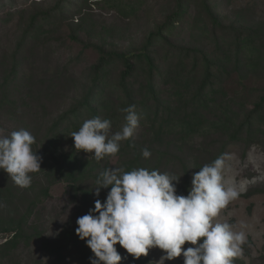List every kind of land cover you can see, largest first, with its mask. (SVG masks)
Wrapping results in <instances>:
<instances>
[{"label":"rangeland","instance_id":"1","mask_svg":"<svg viewBox=\"0 0 264 264\" xmlns=\"http://www.w3.org/2000/svg\"><path fill=\"white\" fill-rule=\"evenodd\" d=\"M60 1L0 0V134L29 131L35 139L32 149L42 157L41 170L29 173L31 184L26 188L0 170V246L20 234L10 248H0V264H91L94 253L76 234V220L94 208L97 199H106L110 189H102L99 197L92 192L101 172L110 168L158 170L180 179L177 194L186 196L193 174L221 157L222 182L226 188H235L238 196L219 210L213 223L227 222L246 233L247 240L233 264H264L263 134L224 147L226 134L212 126L217 112L221 113L213 103L203 112L202 131L190 136H184L177 115L163 124L164 120L153 123L139 117L130 147L124 151L122 141L117 154L100 161L75 149L70 135L82 126L79 122L66 121L61 132L51 131L83 99L101 50L142 51L148 35L176 11V0H124L119 7L113 0H70L58 11ZM207 3L219 24L209 21L201 5L189 2L187 16L176 21L167 36L171 49H192L201 60L199 78L202 56L210 58L215 65L212 80L222 87L216 97L220 109L230 103L227 111L238 122L264 92V0ZM32 16H39L41 22L23 39ZM237 37L243 59L240 65L233 51ZM165 50L161 48L158 58L162 59ZM251 57L256 60L252 62ZM120 67L110 69V83L118 80ZM135 75L138 86L145 77L140 71ZM160 77L158 73L160 99L164 106L175 108L179 96L174 79L161 82ZM112 108L101 107L98 117L110 120L115 133L124 123L109 117L118 113ZM81 118L84 122L93 117L84 112ZM144 149L151 152L149 158L143 157ZM116 248L121 264H153L163 255L153 248L147 257L135 259L121 245ZM165 264H184V258Z\"/></svg>","mask_w":264,"mask_h":264},{"label":"clouds","instance_id":"2","mask_svg":"<svg viewBox=\"0 0 264 264\" xmlns=\"http://www.w3.org/2000/svg\"><path fill=\"white\" fill-rule=\"evenodd\" d=\"M122 111L126 123L115 133L108 119L85 120L70 135L75 149L94 155L97 161L117 154L120 142L132 137L139 124L135 105ZM34 142L24 129L0 134V170L17 186L29 187V173L41 170L42 157L33 151ZM142 155L149 158L151 152L144 149ZM222 168V157L200 168L186 196L177 194L180 179L158 170L110 168L101 172L92 192L99 197L102 189H110L106 199H97L94 208L76 220V234L94 253L91 264H121L117 244L135 259L147 257L150 249L162 250L153 264L181 256L184 264H233L247 236L227 222L213 223L219 210L238 196L235 188L224 186ZM186 243L192 246L185 248Z\"/></svg>","mask_w":264,"mask_h":264},{"label":"trees","instance_id":"3","mask_svg":"<svg viewBox=\"0 0 264 264\" xmlns=\"http://www.w3.org/2000/svg\"><path fill=\"white\" fill-rule=\"evenodd\" d=\"M69 1L61 0L56 10H64ZM123 2L124 0L112 1L117 7L123 6ZM189 2H194L196 5L198 4L197 6L201 5L202 10L206 12L209 21L213 25L220 23L207 0H176V11L169 16L163 25L158 26L155 31L148 35L142 51L118 53L101 50L99 59L92 67L91 86L79 104L69 113L61 116L52 126V133L61 132L59 128L63 127L66 121L73 125L78 124V122L83 124L84 119L79 118L84 112H89L93 118L98 117L100 112L102 113L101 107H113L111 111L118 113L109 117L116 118L125 124L126 113L122 109L135 105V111L138 116L142 119L144 117L146 120L151 119L153 123H158L160 120H164L162 124L167 123L174 115H177L178 123L185 134L184 136H190L202 131L201 128L204 127L206 122L203 112L209 108V103H213L219 108L221 113L217 112L212 126L226 134L227 139L224 141V147L244 139L252 141L258 134L264 135V92L258 96L253 108L246 113V116L241 121L236 122L234 118L230 117L229 111H227L230 103H226L228 108L222 107L220 109L221 105L216 97L222 87L220 85L217 86L218 84L215 85L216 83L212 80L215 65L210 58L206 54L202 56V75L199 78L197 73L201 60L194 54V51L183 47H179L178 51L171 49L170 45H173L167 35L174 30L172 26L176 21L187 16L186 6ZM44 19H48V16H45ZM40 22L39 16H32L23 39L36 31ZM238 39L239 37H237L233 51L237 65H240L243 63V59L240 48L241 43ZM161 48L166 49L162 59L157 56ZM230 52H228L229 55ZM177 55L182 57H177ZM256 57L258 56L256 55ZM190 58L193 59L192 63L188 61ZM250 60L254 62L256 58L251 57ZM115 65H121L123 68L121 69L120 67L119 78L112 84L107 77L110 69ZM138 71L142 72L145 80L137 86L135 73ZM158 73L161 75L159 78L162 80L161 82L168 81L166 79L169 77L174 79V89H176V94L179 96V104L175 108L164 106L162 99H160V91L156 88L159 81L156 79ZM112 88L114 90H111ZM114 95H116V100H113ZM230 101L234 102L235 99L230 98ZM108 104L111 106L109 107ZM169 125L172 126L171 124ZM130 139L131 137L124 140V151L127 147H130ZM19 235L17 234L12 240H7L6 242L8 243H3L0 248H10ZM239 263L243 264L240 261Z\"/></svg>","mask_w":264,"mask_h":264}]
</instances>
